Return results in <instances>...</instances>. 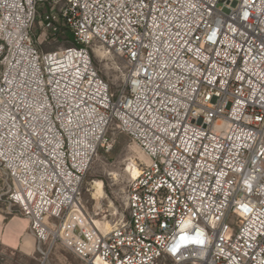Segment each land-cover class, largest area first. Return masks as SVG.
Returning <instances> with one entry per match:
<instances>
[{"label":"built area","instance_id":"built-area-1","mask_svg":"<svg viewBox=\"0 0 264 264\" xmlns=\"http://www.w3.org/2000/svg\"><path fill=\"white\" fill-rule=\"evenodd\" d=\"M60 24L73 45L43 51ZM110 130L147 163L103 231L80 190ZM0 169L44 258L264 264V0H0Z\"/></svg>","mask_w":264,"mask_h":264},{"label":"rangeland","instance_id":"rangeland-1","mask_svg":"<svg viewBox=\"0 0 264 264\" xmlns=\"http://www.w3.org/2000/svg\"><path fill=\"white\" fill-rule=\"evenodd\" d=\"M70 45L66 36L61 34L50 44H39V47L43 51H55ZM94 65L111 91L116 92L122 81L123 61L98 49ZM107 137L113 139L112 148L108 152H98L80 190V204L88 219L103 231L106 225L111 228L126 218V197L135 177L131 174V168L139 171L147 163L144 154L124 134L110 130ZM7 190L8 182L0 169V264H86L62 246L60 241L52 247L49 242L45 244V258L39 254L28 221L16 208L9 206ZM12 218L13 225L9 226Z\"/></svg>","mask_w":264,"mask_h":264},{"label":"trees","instance_id":"trees-1","mask_svg":"<svg viewBox=\"0 0 264 264\" xmlns=\"http://www.w3.org/2000/svg\"><path fill=\"white\" fill-rule=\"evenodd\" d=\"M47 10H48V6L43 8V9H41L40 12L43 13V12H46ZM61 34L65 35L66 38L68 39V41L70 42V44L73 45L72 34L69 32V30L67 28H65L64 26H62L60 24L56 28L55 37L58 38V37L61 36Z\"/></svg>","mask_w":264,"mask_h":264},{"label":"bare ground","instance_id":"bare-ground-1","mask_svg":"<svg viewBox=\"0 0 264 264\" xmlns=\"http://www.w3.org/2000/svg\"><path fill=\"white\" fill-rule=\"evenodd\" d=\"M138 173H139L138 169H136L134 167L131 168V174H132L133 177L136 176ZM97 186H99V185L97 184ZM106 227L110 228V226L109 225L105 226V231H108L109 229L106 228ZM93 264H108V263H106V262H101V263L97 262V263H93Z\"/></svg>","mask_w":264,"mask_h":264},{"label":"crops","instance_id":"crops-1","mask_svg":"<svg viewBox=\"0 0 264 264\" xmlns=\"http://www.w3.org/2000/svg\"><path fill=\"white\" fill-rule=\"evenodd\" d=\"M13 221H14V218L11 219V222L9 223V226H12L13 225ZM19 246H20V243H19ZM21 247V246H20ZM16 249V248H15ZM42 264V263H41Z\"/></svg>","mask_w":264,"mask_h":264}]
</instances>
